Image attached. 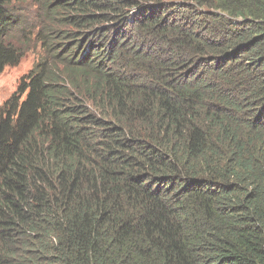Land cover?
Listing matches in <instances>:
<instances>
[{
  "label": "trees",
  "instance_id": "obj_1",
  "mask_svg": "<svg viewBox=\"0 0 264 264\" xmlns=\"http://www.w3.org/2000/svg\"><path fill=\"white\" fill-rule=\"evenodd\" d=\"M25 1L0 73L46 55L0 110V264H264V0H39L16 39Z\"/></svg>",
  "mask_w": 264,
  "mask_h": 264
},
{
  "label": "rangeland",
  "instance_id": "obj_2",
  "mask_svg": "<svg viewBox=\"0 0 264 264\" xmlns=\"http://www.w3.org/2000/svg\"><path fill=\"white\" fill-rule=\"evenodd\" d=\"M19 8L20 10L17 13L21 16L22 20L20 29L16 32L17 35H15L16 39L19 38L21 31L26 33H31V31L36 32L38 27L35 30L33 29L42 18V9L39 0H27L19 4ZM30 39L31 45L28 50H25L19 62L13 66H5L0 73V110H4L13 97L20 100L24 98L27 91L20 90L22 87L21 80L26 77L33 65L46 55L43 46L39 42L40 39H37V34L33 35ZM138 44L143 46L140 41H138ZM146 45H149V43ZM60 54H63V50Z\"/></svg>",
  "mask_w": 264,
  "mask_h": 264
},
{
  "label": "clouds",
  "instance_id": "obj_3",
  "mask_svg": "<svg viewBox=\"0 0 264 264\" xmlns=\"http://www.w3.org/2000/svg\"><path fill=\"white\" fill-rule=\"evenodd\" d=\"M128 14H130L131 15V19H133V18H136V16H138V11L136 12L135 9H132ZM117 24H120V23L114 22V23H111V24H104V26H108V27L111 28L112 26H116ZM125 32L129 33L131 35H134V37L137 38L138 41H140L143 45L147 44L148 40L145 41V42L142 41V39L139 37L138 33L135 32L134 29L126 28ZM96 40L97 39L95 38V36L92 37L91 34H87V35H82V37L80 38L79 41H71V40L66 41V40H64L63 42L66 43L65 45H67V47L71 50L70 53H72L74 56L76 55L77 58L80 59V58H84L86 56H89L92 60H94L96 62L97 60L100 59V57H97V55H98L97 54V50H99V48H101V46H98L99 43H97ZM57 47L61 50V48L59 46H57ZM44 53H46L45 49H44ZM52 58L48 60L49 64L51 66L52 65H57L55 63V61L52 60ZM132 64L136 65L134 61L132 62ZM57 66H60V65H57ZM33 67H34V65H33ZM130 76H142L147 81L149 80V78L147 77V74L145 72H143V71H138L135 74L132 73V74H130ZM91 109L92 108H90V110Z\"/></svg>",
  "mask_w": 264,
  "mask_h": 264
}]
</instances>
